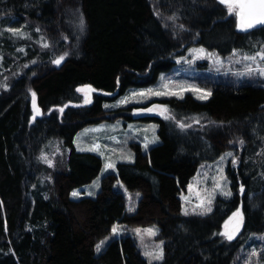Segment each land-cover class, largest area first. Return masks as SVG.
I'll use <instances>...</instances> for the list:
<instances>
[{
  "label": "trees",
  "instance_id": "1",
  "mask_svg": "<svg viewBox=\"0 0 264 264\" xmlns=\"http://www.w3.org/2000/svg\"><path fill=\"white\" fill-rule=\"evenodd\" d=\"M0 21V29L29 24L23 30L31 37L19 42L28 46L26 58L17 54L29 67L0 93V264H150L134 236L113 237L117 226L158 227L164 258L154 264H235L251 237L264 233V154L258 155L264 88L219 83L207 101L188 94L111 113L105 108L132 89L156 85L191 46L222 56L256 53L264 29L240 31L219 0H0ZM8 36L0 39L13 55ZM60 56L65 59L57 65ZM33 92L43 113L35 121ZM152 105L167 111L137 114ZM120 118L125 125L156 124L160 143L131 144L134 161L103 175L102 157L79 152L75 138L88 126ZM241 139V166L230 174L233 197L218 198L207 216L183 213L182 196L199 168ZM52 140L64 150L62 169L39 159ZM100 176L96 196L71 198ZM119 184L141 197L134 210ZM237 209L243 227L229 242L220 233Z\"/></svg>",
  "mask_w": 264,
  "mask_h": 264
},
{
  "label": "rangeland",
  "instance_id": "2",
  "mask_svg": "<svg viewBox=\"0 0 264 264\" xmlns=\"http://www.w3.org/2000/svg\"><path fill=\"white\" fill-rule=\"evenodd\" d=\"M28 25L29 24L27 23H22L20 28H27ZM3 32L11 35L8 36L7 39L10 40L12 47L17 50V53L16 51H14L13 55L5 53V50L3 49V40L0 39V56H3V66L0 67V85H7V89L0 86L1 94L4 93L5 90H8L13 81L22 76L29 67V61L22 62L20 57L18 58L17 56V54L21 53L20 55L22 59L26 58L28 54V46H22L19 42L23 40L16 38L11 33L7 32L6 29H0V33ZM20 48H24L25 51H18ZM201 48L205 49L206 53L212 54L211 58H209L206 54L194 53L192 51L193 49ZM262 50H264V46L259 51ZM256 53L242 54L240 52H235L232 56H222L203 47L191 46L190 49H187L184 55L179 57V64L175 68L170 71L163 72L160 75L156 85L150 88L132 89L128 91L124 96L115 102L107 104V107L105 106L107 109L106 111L111 113L114 110L126 108L131 105L141 107L154 100L162 98L183 99L188 94L192 95L197 100L207 101L212 95L214 86L219 83L230 84L236 87L241 84L250 83L264 88V76H261L256 72H253L251 75L246 73L248 66L255 67L259 65L260 67H264V62H261L259 58H257L255 63L244 59L245 56H253ZM5 58L7 59V62H11L8 66L9 69L4 66V62L6 61ZM164 84H168L167 89L163 88ZM149 89L167 91L169 93L178 92L179 95H133L134 93L147 92ZM181 89H198L201 91H181ZM205 92H210L211 95L206 99H199L198 97L203 95ZM125 98H130L129 102L123 104L120 103V101ZM153 107L154 105L150 108ZM158 110L159 109H156L153 112H157ZM110 116L112 117L113 115L111 114ZM133 143L142 144L144 148L147 143V149L157 146L160 143V139L158 137V126L154 123L144 122H130L125 125V119L120 118L88 126L79 132L75 138V146L79 152L94 153L102 157L105 164L110 161L115 164V167L120 162L132 163L134 161L135 155L130 148ZM245 146V143L241 145L239 142H233L230 149L227 151V153L231 152L233 154L232 156H227L225 154L222 156L224 157L223 160L220 158L216 162L203 164L199 168V171L192 179L187 192L182 196L183 213H185V209H187V215L196 214L207 216L214 210V205L218 198H225L228 200L233 197L234 192L232 190L230 174L237 172L240 168ZM93 148H96V150H90ZM263 150L264 148H261L259 151V157L264 154ZM43 157H47L48 161H51L52 166H49V163L45 162ZM106 158L108 159L106 160ZM39 159L49 167L58 169H62L61 164L66 160L64 150L58 140L50 141L40 153ZM234 161H238V163H234ZM246 162H248V160ZM115 170V168L106 169L104 166L103 175L115 172ZM102 176L98 177L92 184L73 191V193L78 192L79 195L73 196L72 193L71 198L73 200H79L83 197L96 196L101 187ZM217 184H219L220 187H216ZM119 185L120 189L125 191L123 186L121 184ZM225 192H230L231 195L226 196L224 195ZM89 193H91V195H89ZM126 196L128 199L129 209L134 210L141 197L128 192H126ZM209 201H211L210 204L208 203ZM202 204L203 206H201ZM205 207H210L211 211L201 214ZM149 228L156 230L155 235H150L146 231H141L140 234H137L135 231L136 229L145 230ZM149 228H127L125 226H118V234L113 233V237L121 239L122 237L128 235L134 236L137 241L138 248L142 252L144 258L150 264L159 263L162 260H157L145 255L146 252L158 251L159 247L164 249V242L158 240V227L152 226ZM105 243H108V240ZM253 250L260 253V255L252 256L251 253ZM249 259L252 264H258V262L259 264H264V233L251 237L248 244L238 253L235 264H246V261Z\"/></svg>",
  "mask_w": 264,
  "mask_h": 264
},
{
  "label": "snow or ice",
  "instance_id": "3",
  "mask_svg": "<svg viewBox=\"0 0 264 264\" xmlns=\"http://www.w3.org/2000/svg\"><path fill=\"white\" fill-rule=\"evenodd\" d=\"M219 3L224 5L227 9V13L229 16H234L236 19V24H237V28L242 31V32H248L251 29L256 28L257 26H260L262 29H264V0H219ZM172 19H175V17H172ZM80 28L81 30H83L84 28V24L83 21L81 20L80 23ZM7 32L11 33L13 36H15L18 39H31L30 35L28 33H26L23 28H19V27H9L6 29ZM37 32L40 31L39 28L36 29ZM0 35H2V33H0ZM44 37L41 36L40 38V43L41 46L45 49H47L50 45L48 43L44 42ZM18 51L20 52H24L25 49L24 48H20L18 49ZM194 53H201V54H206L209 58H211L212 54H208L206 53L205 49H193L192 50ZM257 58H259V60L261 62H264V50L257 52L255 55L253 56H245L244 59L245 60H250L253 63L256 62ZM65 59V56H60L58 59H56L55 61H53L55 64L60 65ZM222 62V61H221ZM32 63H36V61H32ZM3 66V56H0V67ZM253 72L258 73L261 76H264V67H260L259 65L253 67V66H248L246 69V73L251 75ZM163 79V78H162ZM3 86L5 89H7V85H0ZM164 89L168 88V84H164L163 85ZM185 90H193V91H201V90H194V89H181V91H185ZM77 91H81V92H85V95L87 97V92L85 91V89L81 88V89H77ZM88 92L90 91H96L95 89H92L91 86H88L87 89ZM179 95L178 92H167V91H156V90H152L149 89L147 92H139V93H134V96H146V95H155V96H161V95ZM211 93L210 92H205L203 93V95L199 96V99H206L208 96H210ZM32 97H33V110L35 112L36 115H34L32 117L33 121L36 120V116L38 115H42L43 113L41 112V110L39 109V107L36 105V93L33 92L32 93ZM182 98V97H181ZM130 98H125L124 100L120 101V103H128ZM86 103H90V99L86 98ZM107 107V105H106ZM163 111L160 112L161 115L164 114V112L167 111V108L165 106L162 105H154L153 108H146V109H141L140 112H138L137 114H140L141 112H153L156 109H162ZM60 112H63V108L60 109ZM169 118V117H166ZM179 126L181 128H185L187 127L186 125H184L183 123H180ZM239 143L241 145L244 144V140H240ZM98 147V146H97ZM148 145L147 143L145 144V148L147 149ZM92 151H95L96 148L90 149ZM227 156H232L233 154L231 152L226 153ZM45 159V162L49 163V166H52L51 161H48L47 157H43ZM108 158H106L107 160ZM221 159L223 160L224 157H221ZM234 163H238V161H234ZM105 168L109 169L115 168V164L112 162H107L105 164ZM191 187V186H190ZM216 187H220L219 184L216 185ZM240 192L243 193L244 192V187L243 185H241L240 187ZM79 193L78 192H74L73 196H78ZM89 195H91V193H89ZM224 195H231L230 192H225ZM209 204L211 203V201L208 202ZM203 206V204L201 205ZM131 210V209H130ZM211 211L210 207H205L204 211L201 214H205L206 212ZM185 214H188L187 209H185ZM243 222H244V214L240 209H237L236 212H234L232 214V216L229 218V221L225 224V228L226 231L223 233H220V235L224 236L229 242H231L232 240H234L236 238V236L239 234L241 228L243 227ZM229 225H231V229H229ZM114 234H118V226L114 227L112 229ZM137 232V234H140L141 231H146L147 233H149L150 235H155L156 230L153 228H149V229H145V230H141V229H136L135 230ZM100 251V245H97V252ZM146 256L152 257L154 259L157 260H163L164 258V253H163V248L159 247L158 251L156 252H146L145 253ZM252 256H259L260 253H257L255 250L252 251L251 253ZM246 264H252L251 260L249 259L248 261H246ZM259 264V262H258Z\"/></svg>",
  "mask_w": 264,
  "mask_h": 264
},
{
  "label": "water",
  "instance_id": "4",
  "mask_svg": "<svg viewBox=\"0 0 264 264\" xmlns=\"http://www.w3.org/2000/svg\"><path fill=\"white\" fill-rule=\"evenodd\" d=\"M257 28H261L260 26H257L256 28H254V29H257ZM254 29H251V30H254ZM251 30H249V31H251ZM83 89H85V88H83ZM231 229V225H229V229L228 230H230Z\"/></svg>",
  "mask_w": 264,
  "mask_h": 264
}]
</instances>
